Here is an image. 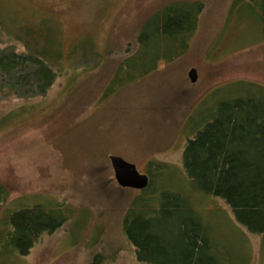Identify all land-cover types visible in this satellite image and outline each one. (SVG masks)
<instances>
[{"label":"rangeland","instance_id":"rangeland-1","mask_svg":"<svg viewBox=\"0 0 264 264\" xmlns=\"http://www.w3.org/2000/svg\"><path fill=\"white\" fill-rule=\"evenodd\" d=\"M181 1L202 6L188 53L117 87V65L133 54L144 21ZM233 1L0 0V51L24 53L25 30L36 38L51 31L61 51L43 100L0 103V119L9 117L0 123V186L8 190L0 220L7 208L35 205L59 209L54 221L63 219L27 256L5 255L0 243V264H141L123 233L125 212L139 194L115 183L108 158L120 157L141 174L153 164L173 170L178 177L161 183H176L187 196L186 139L218 102L248 83L264 86L259 13L249 5L234 9ZM192 69L195 84L187 77ZM150 188L158 190L159 182ZM191 203L211 227L224 264H264V234L248 233L216 199L197 195Z\"/></svg>","mask_w":264,"mask_h":264},{"label":"trees","instance_id":"trees-1","mask_svg":"<svg viewBox=\"0 0 264 264\" xmlns=\"http://www.w3.org/2000/svg\"><path fill=\"white\" fill-rule=\"evenodd\" d=\"M232 5L256 10L264 28V0H234ZM201 13V5L181 1L144 21L133 54L117 65L116 86L140 81L155 74L161 64L183 58ZM22 37L24 53L0 51V103L18 99L28 105L43 100L57 79L54 66L61 51L51 31L36 38L25 30ZM248 86L218 102L211 117L186 139L182 170L187 196L178 192L176 183H161L169 176L178 177L175 171L153 164L145 172L149 187L138 192L123 218V233L139 263L224 264L220 245L211 238V227L192 205L191 196L222 202L240 227L252 235L264 234V86ZM153 179L159 182L158 190L150 188ZM7 191L0 186V203L6 202ZM46 209L7 208L5 219L0 220L5 230L0 233L1 252L27 256L41 235L60 227L63 219L54 221L60 210Z\"/></svg>","mask_w":264,"mask_h":264},{"label":"water","instance_id":"water-1","mask_svg":"<svg viewBox=\"0 0 264 264\" xmlns=\"http://www.w3.org/2000/svg\"><path fill=\"white\" fill-rule=\"evenodd\" d=\"M187 77L190 84H195L197 81L196 70H190ZM108 159L114 181L120 188L141 192L149 187V176L146 173L141 174L135 165L116 156H109Z\"/></svg>","mask_w":264,"mask_h":264}]
</instances>
